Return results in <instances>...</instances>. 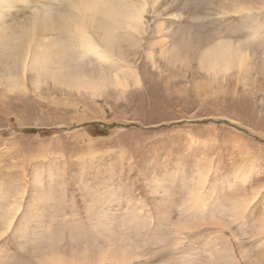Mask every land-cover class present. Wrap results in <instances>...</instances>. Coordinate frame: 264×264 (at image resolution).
Wrapping results in <instances>:
<instances>
[{"label":"rangeland","instance_id":"374dc122","mask_svg":"<svg viewBox=\"0 0 264 264\" xmlns=\"http://www.w3.org/2000/svg\"><path fill=\"white\" fill-rule=\"evenodd\" d=\"M32 1L15 3L7 24L41 7L68 11ZM147 2L143 35L120 40L124 64L106 65L121 87L106 79L93 96L25 80L10 90L0 67V215L17 208L5 234L0 222V251L18 264L50 249L79 260L136 253L128 264H264V0ZM219 40L239 45L243 63L214 81L185 50ZM75 61L73 71L97 64ZM193 195L208 209L188 211Z\"/></svg>","mask_w":264,"mask_h":264},{"label":"bare ground","instance_id":"6f19581e","mask_svg":"<svg viewBox=\"0 0 264 264\" xmlns=\"http://www.w3.org/2000/svg\"><path fill=\"white\" fill-rule=\"evenodd\" d=\"M60 1L66 4L68 8L67 13H58L54 16L51 10L46 7H41L34 13L35 15L31 19L27 21L23 19L19 20V23L7 24V18L5 16L13 9L15 3L25 4L33 1L0 0V57H2L0 67H2L5 72L2 79L3 82L6 83V86L9 87L10 90H19L24 89V85L23 87L21 85L20 88V81L24 82L26 80L30 82L31 86L38 90L41 81L51 80L52 85H60L66 88L71 87L76 90L83 89L85 92H91L93 96L101 90V87H104V82L107 80L112 81L115 88L121 87L119 82H117L119 76H117V74L119 73L117 72L115 75L112 74L113 72L109 73L110 68L106 65L110 64V67L112 66L111 68H115L120 62L124 64L121 59L123 56L121 44L126 42L128 47H132L135 45V42L131 40L134 34L139 38L143 35L146 21L145 16L147 15L148 7L147 0H137L136 2H130L129 0ZM35 3L45 6V4L41 3L39 0ZM156 3L157 2H155V4ZM158 31V33H163L161 27ZM255 34L256 33H253L252 35ZM168 39H166L167 43L170 42ZM187 39H189V36L184 37L181 40V44L184 45ZM172 47L173 45L170 44L171 50H173ZM181 50H185V46H180L178 52L173 51L172 56H176L177 59ZM185 51L188 53L193 52V57L197 58V64H199L198 66L200 69L208 76L212 77L214 81L227 76L234 68L239 71L243 63L240 46L232 41L219 40L210 44H191L190 42ZM169 52L170 50H168V48L162 50V55L167 57L166 53ZM89 57H92V59L97 62L96 65L92 64L90 61L86 62L85 66L90 71L85 70V68L74 69L75 71H73L69 66L71 61L81 60L82 62L84 60L86 61ZM4 61L7 62L4 63ZM122 67L125 69V66ZM261 70L264 71V63L261 66ZM17 73L20 75H17ZM109 75H112V77ZM27 76H29V78H27ZM95 76L98 77L97 80L94 79L96 78ZM132 76L135 77L136 81L138 80V75L136 76L133 73ZM0 77L2 76L0 75ZM121 85L124 87L126 83H122ZM200 184L198 183V185ZM198 193H200V191ZM197 197L195 196L194 201L190 202L192 207L188 208V211L208 209V203L206 204L207 200L204 201V198L199 199ZM14 209L10 206L8 211L0 215L1 227H4L3 234L14 225V215L17 208ZM189 227L191 226L189 225ZM0 236L2 237L1 234ZM36 244L38 245V243ZM47 248L45 247L44 249L47 250ZM50 250H48V253ZM35 251L38 252L39 250L35 248L34 252ZM40 251L42 252V250ZM1 252L3 255L0 254V264L19 263L21 257L18 256V253H14L10 256L11 253H7V251L4 253V251L1 250L0 253ZM34 252L32 251V253ZM44 252L48 255L45 250ZM41 254H35L34 256H40ZM58 255H48V257L44 259L37 258V256L35 262L36 264H128L138 257L136 253L135 256L132 257L125 251L122 256H117V254H115L116 256H99L96 259L95 257L94 259H89L83 255L80 258L81 260L78 259L79 257L77 259H67L63 255ZM13 259L15 261L11 262ZM230 259L235 264L241 263V261L239 263L237 262L234 255H231ZM25 260L29 264L30 260L29 262L28 259Z\"/></svg>","mask_w":264,"mask_h":264},{"label":"trees","instance_id":"16d2710c","mask_svg":"<svg viewBox=\"0 0 264 264\" xmlns=\"http://www.w3.org/2000/svg\"><path fill=\"white\" fill-rule=\"evenodd\" d=\"M99 134V133H98Z\"/></svg>","mask_w":264,"mask_h":264}]
</instances>
